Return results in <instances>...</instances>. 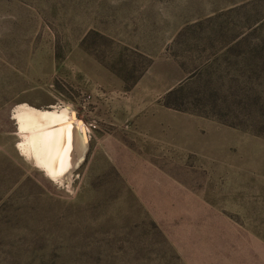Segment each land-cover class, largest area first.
<instances>
[{
	"label": "rangeland",
	"instance_id": "1",
	"mask_svg": "<svg viewBox=\"0 0 264 264\" xmlns=\"http://www.w3.org/2000/svg\"><path fill=\"white\" fill-rule=\"evenodd\" d=\"M20 105L86 127L69 180ZM0 264H264V0H0Z\"/></svg>",
	"mask_w": 264,
	"mask_h": 264
},
{
	"label": "bare ground",
	"instance_id": "2",
	"mask_svg": "<svg viewBox=\"0 0 264 264\" xmlns=\"http://www.w3.org/2000/svg\"><path fill=\"white\" fill-rule=\"evenodd\" d=\"M70 109L37 110L28 105L15 109L24 156L54 180H69L85 162L89 141L86 127Z\"/></svg>",
	"mask_w": 264,
	"mask_h": 264
}]
</instances>
